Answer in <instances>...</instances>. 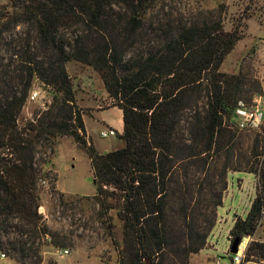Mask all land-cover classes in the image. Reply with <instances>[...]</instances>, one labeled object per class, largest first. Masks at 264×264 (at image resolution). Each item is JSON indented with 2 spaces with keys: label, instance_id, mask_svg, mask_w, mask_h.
<instances>
[{
  "label": "trees",
  "instance_id": "obj_1",
  "mask_svg": "<svg viewBox=\"0 0 264 264\" xmlns=\"http://www.w3.org/2000/svg\"><path fill=\"white\" fill-rule=\"evenodd\" d=\"M8 1L0 7V250L39 264L43 247L69 246L68 233L38 212L39 181L52 162L36 156L62 136L86 150L104 214L116 206L111 199L120 202L117 264L186 262L201 251L229 171L258 175L262 191L227 238L231 245L255 233L264 208V146L240 150L237 135L245 129L237 128L234 109L261 85L250 75L247 94L246 73L220 70L239 38L235 26L225 30L221 19L187 26L158 0ZM69 60L90 66L122 109V147L99 153L86 145ZM37 85L50 100L20 121ZM262 129L255 132L264 144ZM64 198L57 192L63 209ZM254 257H264V242H250L246 259Z\"/></svg>",
  "mask_w": 264,
  "mask_h": 264
},
{
  "label": "rangeland",
  "instance_id": "obj_2",
  "mask_svg": "<svg viewBox=\"0 0 264 264\" xmlns=\"http://www.w3.org/2000/svg\"><path fill=\"white\" fill-rule=\"evenodd\" d=\"M157 4L159 9L162 7L164 11L181 14L187 26H201L202 22L210 24L217 19L223 20L225 30L235 26L239 38L225 56L220 70L227 74L246 73L247 94L254 88L250 75L258 79L261 92L251 98L261 95L264 109V0H158ZM3 6H9V1L0 0V7ZM244 11H247L246 16ZM65 66L72 76L77 106L84 113L86 145H91L99 153L122 147V109L112 105L99 75L90 66L75 60L67 61ZM34 91L37 96L25 105L20 121L31 119L36 111L42 109L43 103L50 100L47 90L37 85ZM241 97L247 98L248 95ZM262 125L264 131V121ZM108 128L114 129L117 135L101 137L100 132ZM255 131L259 130L248 129L238 133L242 141L241 151L249 153L253 149L257 152L259 148L262 151L264 144ZM36 157L38 160L48 158L52 162L48 165L44 184L39 181L42 188L38 212L44 215L53 229L68 233L71 239L69 246L65 247L68 253L63 256L57 254L58 247H43L39 264H117L116 244H120L123 237L122 220L118 216L120 202L111 199L109 202L116 206L105 214V208L101 209L97 204L95 181L86 150L72 137L62 136L53 140L50 148L38 152ZM227 180L223 202L217 209V222L206 246L198 253L190 254L186 262L174 261L173 264H216L218 261L230 264L228 233L236 216L246 217L256 194L262 191V184L258 175L246 171H229ZM52 183L54 190L49 188ZM57 192L64 193L67 206L64 209L58 205ZM261 218L255 233L247 236L264 239ZM2 251L5 256L0 257V264H21L6 250ZM168 262L166 260L163 264Z\"/></svg>",
  "mask_w": 264,
  "mask_h": 264
},
{
  "label": "built area",
  "instance_id": "obj_3",
  "mask_svg": "<svg viewBox=\"0 0 264 264\" xmlns=\"http://www.w3.org/2000/svg\"><path fill=\"white\" fill-rule=\"evenodd\" d=\"M36 96L37 92L33 91L31 93L30 99L33 100ZM261 100L262 96L258 95L252 97L249 102H244L242 100L237 101L234 109V118L238 129L260 130L264 121V109L261 104ZM114 135H117V132L112 128L103 129L100 132V136L103 138ZM41 182L44 184L45 180L41 179ZM262 214L263 216L261 218L260 224L261 226H264V208ZM251 241L264 242V239L258 240L253 239L252 236H243L237 246V251L235 253H231L230 264H264V257H254L250 260L246 259L247 247ZM67 253L68 250L66 248L57 250V254L59 256H63ZM4 256L5 254L0 252V257L2 258ZM216 264H220V262L218 261Z\"/></svg>",
  "mask_w": 264,
  "mask_h": 264
},
{
  "label": "water",
  "instance_id": "obj_4",
  "mask_svg": "<svg viewBox=\"0 0 264 264\" xmlns=\"http://www.w3.org/2000/svg\"><path fill=\"white\" fill-rule=\"evenodd\" d=\"M240 242V238L236 237L232 240L231 245L228 249L229 253H235L237 251V246ZM144 264H151L150 260L147 259Z\"/></svg>",
  "mask_w": 264,
  "mask_h": 264
}]
</instances>
